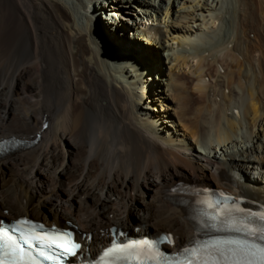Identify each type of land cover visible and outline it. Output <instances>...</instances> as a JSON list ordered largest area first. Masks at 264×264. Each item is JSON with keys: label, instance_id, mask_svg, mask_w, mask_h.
Here are the masks:
<instances>
[{"label": "bare ground", "instance_id": "1", "mask_svg": "<svg viewBox=\"0 0 264 264\" xmlns=\"http://www.w3.org/2000/svg\"><path fill=\"white\" fill-rule=\"evenodd\" d=\"M98 1L0 0V139L39 136L0 158V211L72 223L94 257L111 226L189 243L180 185L264 205V0H110L151 18L129 31Z\"/></svg>", "mask_w": 264, "mask_h": 264}, {"label": "snow or ice", "instance_id": "2", "mask_svg": "<svg viewBox=\"0 0 264 264\" xmlns=\"http://www.w3.org/2000/svg\"><path fill=\"white\" fill-rule=\"evenodd\" d=\"M264 220V213L260 215ZM17 231L30 226L27 220L17 221ZM227 228L236 232H243L249 237L257 238L247 240L240 238H219L204 243H198L191 248H185L183 252L173 258L165 257L158 251H153L151 245L143 242H132L126 245L114 244L103 253L99 264H264V225L250 226V223L240 221L239 225L229 222ZM35 226L26 235L34 239H44L35 234ZM56 244V240L51 241ZM58 247L64 254H74L78 247L76 244L62 242ZM41 256L44 252L41 251ZM180 256L183 258L181 259ZM51 260L53 257L48 256ZM0 264H37L27 253L21 244L17 243L6 230H0Z\"/></svg>", "mask_w": 264, "mask_h": 264}, {"label": "rangeland", "instance_id": "3", "mask_svg": "<svg viewBox=\"0 0 264 264\" xmlns=\"http://www.w3.org/2000/svg\"><path fill=\"white\" fill-rule=\"evenodd\" d=\"M114 12H117V13H120V15H122L123 17H125V19L126 20H129V18H131V14L130 13H128V12H124V10L122 11V10H120V9H115V10H113ZM122 24H124V23H126V22H124L125 20L123 19V18H121L120 20H119ZM126 25V24H125ZM127 26H128V24H127ZM125 30H130V28L129 27H127V29H125ZM128 35H131V31L129 32V34ZM106 42H107V49H108V52H109V55H110V57L113 59V62L114 63H118V58L120 57V54H121V51H120V49H118L115 45H113L111 42H109V41H107L106 40ZM163 52V51H162ZM158 108V107H157ZM157 112V111H156ZM188 138H189V140H194L193 139V136L192 135H190L189 134V136H188ZM196 148H197V155L199 156V157H201V156H203V154L205 153V149H203L202 147H200V145H196ZM188 153L190 154V155H196L195 153H192V152H189L188 151ZM257 171V170H256ZM255 171V172H256ZM259 174V171H257L256 172V176L257 177H259V179H258V181H262V180H264V179H261V176H259L258 175ZM262 175V174H261ZM250 177L251 178H253V179H256V177H254V176H252V175H250ZM0 216H1V218H6V219H8L9 217L7 216V214H5V212L3 211V210H1L0 211ZM29 216V218H31V219H35V215L34 214H29L28 215ZM135 218L133 217V220H134ZM62 223H64V222H62ZM131 232H133V233H136L137 234V232L133 229V228H128Z\"/></svg>", "mask_w": 264, "mask_h": 264}]
</instances>
